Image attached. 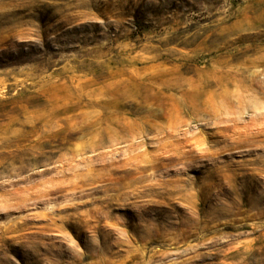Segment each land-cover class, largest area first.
Instances as JSON below:
<instances>
[{"label": "rangeland", "instance_id": "rangeland-1", "mask_svg": "<svg viewBox=\"0 0 264 264\" xmlns=\"http://www.w3.org/2000/svg\"><path fill=\"white\" fill-rule=\"evenodd\" d=\"M0 264H264V0H0Z\"/></svg>", "mask_w": 264, "mask_h": 264}]
</instances>
